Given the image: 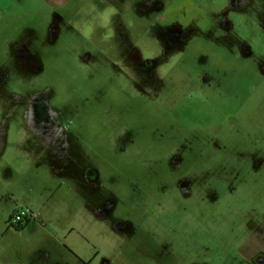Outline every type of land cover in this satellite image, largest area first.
I'll return each mask as SVG.
<instances>
[{"label":"rangeland","instance_id":"374dc122","mask_svg":"<svg viewBox=\"0 0 264 264\" xmlns=\"http://www.w3.org/2000/svg\"><path fill=\"white\" fill-rule=\"evenodd\" d=\"M262 251L264 0H16L0 19V264Z\"/></svg>","mask_w":264,"mask_h":264},{"label":"crops","instance_id":"0c3cea01","mask_svg":"<svg viewBox=\"0 0 264 264\" xmlns=\"http://www.w3.org/2000/svg\"><path fill=\"white\" fill-rule=\"evenodd\" d=\"M15 1L16 0H0V19L3 18L5 12L9 11L12 8V6L15 4ZM17 1H21V0H17ZM35 1L50 5L51 7H62L68 4L70 0H35ZM246 246L249 247L250 244H247ZM256 256L257 254L253 253V255H251L250 257L251 259H254Z\"/></svg>","mask_w":264,"mask_h":264},{"label":"built area","instance_id":"2783aa9c","mask_svg":"<svg viewBox=\"0 0 264 264\" xmlns=\"http://www.w3.org/2000/svg\"><path fill=\"white\" fill-rule=\"evenodd\" d=\"M27 217L31 218L29 209H21L15 212L12 218V222L13 224H18L19 222H21V220Z\"/></svg>","mask_w":264,"mask_h":264},{"label":"flooded vegetation","instance_id":"af4514ba","mask_svg":"<svg viewBox=\"0 0 264 264\" xmlns=\"http://www.w3.org/2000/svg\"><path fill=\"white\" fill-rule=\"evenodd\" d=\"M40 103H42L40 100H38L37 101V105H36V107L37 106H39L40 105ZM48 108L46 107V109H44L43 110V112H45V110H47ZM37 117L38 116H33L32 117V120H34V121H36L37 120ZM15 213H12V215H11V217H10V223H11V225H13L16 229H20V225H25V224H27L32 218H29V217H27V218H24L23 220H21V222H19L18 224H19V226L17 225V224H13V222H12V218H13V215H14Z\"/></svg>","mask_w":264,"mask_h":264}]
</instances>
